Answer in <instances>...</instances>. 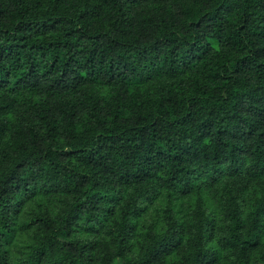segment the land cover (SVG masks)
Instances as JSON below:
<instances>
[{
	"label": "trees",
	"instance_id": "16d2710c",
	"mask_svg": "<svg viewBox=\"0 0 264 264\" xmlns=\"http://www.w3.org/2000/svg\"><path fill=\"white\" fill-rule=\"evenodd\" d=\"M0 264H264V0H0Z\"/></svg>",
	"mask_w": 264,
	"mask_h": 264
},
{
	"label": "rangeland",
	"instance_id": "374dc122",
	"mask_svg": "<svg viewBox=\"0 0 264 264\" xmlns=\"http://www.w3.org/2000/svg\"><path fill=\"white\" fill-rule=\"evenodd\" d=\"M19 246V245H18Z\"/></svg>",
	"mask_w": 264,
	"mask_h": 264
}]
</instances>
